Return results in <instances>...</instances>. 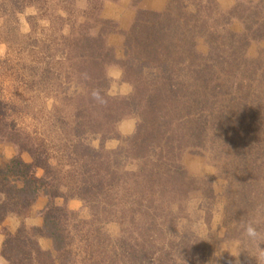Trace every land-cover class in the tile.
Instances as JSON below:
<instances>
[{
	"label": "rangeland",
	"instance_id": "1",
	"mask_svg": "<svg viewBox=\"0 0 264 264\" xmlns=\"http://www.w3.org/2000/svg\"><path fill=\"white\" fill-rule=\"evenodd\" d=\"M66 19L75 24L73 37L81 31L98 38L104 48L99 66L78 51L62 59L69 53L61 38L68 36ZM158 30L155 61H140L135 47ZM0 45V124L6 126L0 166L12 158L32 162L16 139L48 157L53 186L39 191L40 203L0 223V264H17L2 256L5 239L41 228L49 211L70 251H54L44 236L37 244L62 264H128L133 257V264H264V0H0ZM110 64L124 68L134 85L130 96H107ZM86 67L103 69V102L92 98ZM151 71L169 74L181 98L167 99L159 125L174 134L173 153L165 152L145 107L146 87L155 85L158 96L164 82ZM136 97L143 102L135 105ZM115 108L125 110L122 119L140 118L134 135L118 131L122 119L104 123ZM198 109L210 123L195 144L179 119ZM194 115L184 116V124ZM95 121L103 123L96 139L73 138ZM144 135L149 148L141 151ZM110 139L119 146L106 147ZM83 155L85 166L78 162ZM170 164L181 167L180 180L166 176L163 167ZM43 174L34 168L32 176ZM52 189L56 197L49 196ZM249 225L258 239L246 236Z\"/></svg>",
	"mask_w": 264,
	"mask_h": 264
},
{
	"label": "trees",
	"instance_id": "2",
	"mask_svg": "<svg viewBox=\"0 0 264 264\" xmlns=\"http://www.w3.org/2000/svg\"><path fill=\"white\" fill-rule=\"evenodd\" d=\"M40 1L41 0H31V2H35V3L40 2ZM67 20L68 19L63 20V21L66 22L69 28V31L67 33L68 36L63 35V37L61 38L63 39V42H64V47H65L64 49L69 50V53H66L65 59L64 57L62 59L66 60V58H73V57H68V55L71 52L78 51L80 53L79 58L85 57V60L86 59L89 60L88 63L96 64V66H99L100 62L102 61V56H103L102 51L104 50V48L103 46H101L98 38L90 37L89 35H87V33H81V31L80 33H76L75 35L79 37H73L74 35L72 33V29L75 26V24L74 22H70ZM83 25L84 24H79L77 27L80 28V27H83ZM62 27H63V24L60 26V29ZM158 36H159V30L153 33L152 37L147 35L144 41H139V44L138 46L135 47L134 52L140 61L145 60L144 58H147V57H149L151 61H155L157 53H158V45H157V40H156ZM81 52H84L85 55ZM86 70L90 72L91 74L89 77L90 78L89 81H91L93 90L94 91L100 90L101 96L103 97V99H105L107 96L103 90V85H105L103 69L101 67H86ZM150 77L154 80L155 78L158 77V80L160 79V80H163L164 82L158 92V96L155 95V85H150L146 87V90L144 93V101L146 104L145 107L147 106L151 110L152 115L154 116L153 122L155 124H153L152 127L153 129L157 131L158 136L156 137L159 138L160 141H162L164 145H166L165 152H169L172 149L171 153H173L174 148L170 147L169 143H170V139L174 141L173 139L174 134L169 132V135H168L167 129L163 130L167 126L164 127V126H159V125H163L162 123H165L166 118L164 117V112H166L165 109H166L167 99H169L170 97L171 99L174 100V102H176L175 100H181V98L177 97L176 92H175L176 94L173 92V90L175 89V86L172 84V78L169 74L164 77L163 71L160 72V74H155V72L151 71ZM164 91H166L168 95L170 94V96H168L166 93V97H164L163 99ZM136 99L137 97L135 98V100H133V103L135 105H138V101L141 103L143 102L141 98L139 100L137 99V101ZM176 103H180V102H176ZM2 104L3 103L0 102V116L1 117L4 115V112L1 109ZM123 104H128V103H122V105ZM184 105L186 104H183V106ZM189 106L190 105H186V107H189ZM178 107L176 110H178ZM110 108H113V107H110ZM262 109H264V107ZM114 110L115 111H112V112L109 111L108 115L103 116L104 123L105 122L114 123L123 118L124 116L123 112L125 110L120 109V108L118 109L115 108ZM195 112H197V114ZM195 112H190L189 110H186V113L184 114V116L195 114L192 117L194 118L193 121L189 122V124H184V122L182 121V118H184V116L180 117L179 120H181V122L183 123V125L182 124L180 125L184 126L183 134L190 138H193L195 141V144H197L198 141L202 140L203 137L205 136L207 124H209L210 122L207 120V116L203 115L204 111L198 109ZM111 113L112 114L114 113V117L110 115ZM95 122H96L95 128H94L95 124L92 123L91 125L89 123V125L91 126L90 130L88 131L82 130L80 133L77 130L73 138L77 140H79L80 138L83 139L82 137H84V139L87 137L92 140L96 139L99 136L101 129L103 128V123L99 121H95ZM156 124H158V126H155ZM5 127L6 126H2V124H0V135L1 136H3L5 132ZM154 133L156 134V132ZM151 134L152 132H149L148 135H151ZM148 135H144V137L140 140V142L143 144L145 148V149H141V151H145L146 148H149L148 145L146 146L144 145L148 141L147 139ZM14 136H17V135H14ZM134 139L136 141L137 138H134ZM13 143L18 144L20 148L22 149L25 148L27 152H30L32 162L26 163L17 158H12L7 163L0 166V223L3 222L5 218L10 215H21L23 212H25L32 205V203H34V201L36 200L39 194V191L42 188H46L48 186H50V188H53V186L49 184L50 182L47 179L48 175L50 174L51 167L48 163V157H45V156L43 157L42 155L43 151H39L38 148L35 149L33 146L28 147L29 145H25L26 147H24L22 145L23 143H19V141L16 139H13ZM77 143L78 144L76 147L78 146L81 147L80 141H77ZM138 148L140 149V146ZM139 153L141 154L143 152H139ZM94 155L96 156V154ZM75 156L77 155L75 154ZM84 157L85 156L83 155L80 159L81 161L78 160V162H82L83 166H85ZM106 163H110V162L108 161ZM100 164L103 165L102 162ZM34 168H41L43 170L44 174L41 178L35 179L32 176ZM165 169L168 170L166 176H169L174 179L177 178L178 180L182 178V171H181L180 166L170 164L167 167L165 165L163 167V171ZM109 171H106L104 173L108 176L109 175L111 176ZM155 172H159V169L156 170L155 168ZM96 173L98 175L97 176L98 180L101 181L99 179V176H100L99 172L96 171ZM146 178H152V177L147 175ZM113 179H114V176H113ZM83 185L85 186L86 184H83ZM165 187L166 186H164L163 188ZM96 189L98 193H100L101 190L103 191L101 185H98ZM52 190H53V193L51 195L47 193H45V195H49L50 197H56L58 193L55 192L54 189ZM89 190L93 191L92 185H90ZM177 190L178 188H175V191ZM148 206L150 205H147V207ZM38 235L49 238L52 242L54 251H61V253L70 251L69 249L70 244L69 242L67 243L65 241L67 238V235L64 233L63 229L61 228L60 220H58V217L56 215L52 214V212L49 211L44 214L43 224L41 228H31L30 230L21 229L14 236L7 237L3 243L2 256L10 263H17V264H62L60 263V261L58 262L54 259L55 258L54 252L43 251L40 249V247L37 244ZM123 253H126V251H124ZM125 256L126 258H130L128 255H125ZM134 260L135 259L133 257L131 261H134ZM130 262H128V264ZM98 264H101V262H99ZM130 264H133V262H131Z\"/></svg>",
	"mask_w": 264,
	"mask_h": 264
},
{
	"label": "clouds",
	"instance_id": "3",
	"mask_svg": "<svg viewBox=\"0 0 264 264\" xmlns=\"http://www.w3.org/2000/svg\"><path fill=\"white\" fill-rule=\"evenodd\" d=\"M3 45H0V49H3ZM105 78L108 81L107 96L109 97H126L130 96L134 92V85L124 79V68L119 64H110L105 68ZM94 100L103 102L100 90H95L92 93ZM140 123V118L136 115H130L125 117L117 124L118 131L124 136H132L135 134L137 125ZM106 147L115 149L119 146L118 140H107ZM98 141L94 142L92 146H97ZM245 234L250 239H258L260 233L257 228L249 225L245 230ZM260 258L264 259V250H260Z\"/></svg>",
	"mask_w": 264,
	"mask_h": 264
},
{
	"label": "crops",
	"instance_id": "4",
	"mask_svg": "<svg viewBox=\"0 0 264 264\" xmlns=\"http://www.w3.org/2000/svg\"><path fill=\"white\" fill-rule=\"evenodd\" d=\"M36 202H37V204H38V203H40V199H39V200H37V201H35V205H36ZM33 209H34V210H37L38 208H36V207H33Z\"/></svg>",
	"mask_w": 264,
	"mask_h": 264
}]
</instances>
